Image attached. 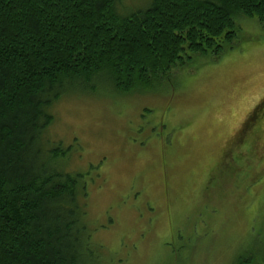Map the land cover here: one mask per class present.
Listing matches in <instances>:
<instances>
[{
    "label": "rangeland",
    "instance_id": "374dc122",
    "mask_svg": "<svg viewBox=\"0 0 264 264\" xmlns=\"http://www.w3.org/2000/svg\"><path fill=\"white\" fill-rule=\"evenodd\" d=\"M237 32L222 55H193L151 86L81 81L51 106L42 141L82 175L86 264H264V118L250 130L264 105V24L241 17Z\"/></svg>",
    "mask_w": 264,
    "mask_h": 264
},
{
    "label": "trees",
    "instance_id": "16d2710c",
    "mask_svg": "<svg viewBox=\"0 0 264 264\" xmlns=\"http://www.w3.org/2000/svg\"><path fill=\"white\" fill-rule=\"evenodd\" d=\"M148 1L124 14L121 0H0V264L87 263L82 175L64 173L66 152L42 141L68 85L97 79L130 93L193 55H222L237 19L264 24V0Z\"/></svg>",
    "mask_w": 264,
    "mask_h": 264
}]
</instances>
